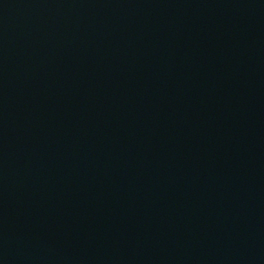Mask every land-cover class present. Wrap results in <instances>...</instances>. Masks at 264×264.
Masks as SVG:
<instances>
[{"label": "water", "instance_id": "obj_1", "mask_svg": "<svg viewBox=\"0 0 264 264\" xmlns=\"http://www.w3.org/2000/svg\"><path fill=\"white\" fill-rule=\"evenodd\" d=\"M0 264H264V0H0Z\"/></svg>", "mask_w": 264, "mask_h": 264}]
</instances>
